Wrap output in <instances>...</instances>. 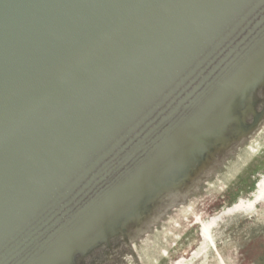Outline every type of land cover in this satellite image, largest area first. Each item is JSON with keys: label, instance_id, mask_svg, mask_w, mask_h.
Returning a JSON list of instances; mask_svg holds the SVG:
<instances>
[{"label": "water", "instance_id": "95a60500", "mask_svg": "<svg viewBox=\"0 0 264 264\" xmlns=\"http://www.w3.org/2000/svg\"><path fill=\"white\" fill-rule=\"evenodd\" d=\"M263 86L264 0H0V264L140 226L257 126Z\"/></svg>", "mask_w": 264, "mask_h": 264}, {"label": "rangeland", "instance_id": "374dc122", "mask_svg": "<svg viewBox=\"0 0 264 264\" xmlns=\"http://www.w3.org/2000/svg\"><path fill=\"white\" fill-rule=\"evenodd\" d=\"M259 96L264 98V86ZM248 135L251 137L239 148L213 166L212 173L200 184L199 192L192 196L195 211L204 220L240 199L249 198L264 175V115ZM151 233L135 248L116 240L111 247H100L78 264H174L190 258L201 243L200 227L194 218L180 214H172ZM214 235L227 264H264V204L255 215L239 214L228 219L214 229ZM208 254L205 264H219L216 251L210 258Z\"/></svg>", "mask_w": 264, "mask_h": 264}, {"label": "bare ground", "instance_id": "6f19581e", "mask_svg": "<svg viewBox=\"0 0 264 264\" xmlns=\"http://www.w3.org/2000/svg\"><path fill=\"white\" fill-rule=\"evenodd\" d=\"M259 110L257 112L264 111V98L259 97ZM253 121V118L250 120ZM250 122V123H251ZM249 136V137H248ZM237 142H234L223 152L216 154L209 163L199 171L198 174L187 183L184 187L167 192L153 207L152 213L143 221L140 226H134L128 229L125 235L117 236L108 245L103 247H111L113 241L121 240L124 244L129 245L133 248L136 247L137 243H141L151 236L157 225L163 224L165 219H168L173 214L183 215L185 218H194L195 224L200 227V238L199 249L195 250L191 254L190 258H184L177 260L174 264H199L201 261L206 260L207 253L208 258L212 256V252L216 251L217 260H221L219 264H227L225 258L222 256L218 249L217 239L214 235V229L221 227L226 221L233 216L243 215H255L258 211V207L264 204V175L256 184V190L250 195L249 198L240 199L237 203L231 207L222 210L221 212L213 215L212 217L204 220L199 212L195 211V204H193L192 196L199 192V186L202 181L212 173V168L215 164H219L220 160L229 154L232 150L239 148L245 140L250 138L248 135ZM264 150V148H263ZM261 150V151H263ZM100 249V248H98ZM97 249V250H98ZM96 251V250H95ZM85 261L83 259L81 262Z\"/></svg>", "mask_w": 264, "mask_h": 264}]
</instances>
